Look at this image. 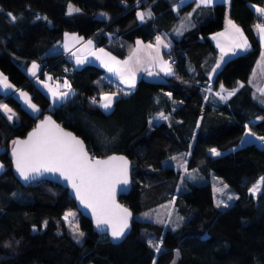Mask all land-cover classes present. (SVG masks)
<instances>
[{
    "label": "trees",
    "instance_id": "16d2710c",
    "mask_svg": "<svg viewBox=\"0 0 264 264\" xmlns=\"http://www.w3.org/2000/svg\"><path fill=\"white\" fill-rule=\"evenodd\" d=\"M263 2L229 3L230 18L241 26L251 47L220 65L212 89L238 64H253L259 57L261 46L253 29L257 15L251 4ZM70 4L79 11L69 14ZM148 6L154 17L140 21L137 12ZM226 9L225 3H216L210 17L180 37L168 38L169 49L163 54L170 59L173 74L164 75L165 83H148L141 76L131 92L120 94L112 108L103 111L97 100L115 89L107 72L86 64L66 73L64 67L72 64L53 48L65 33L76 32L123 58L137 38L154 40L176 24L178 16L168 2L0 0V70L41 108L31 114L12 94L0 92V100L17 116L11 121L0 110V264H115L112 241L98 234L88 218L79 215L81 243L69 232L63 214L75 208V202L66 188L48 180L25 183L12 168L11 142L47 114L81 137L93 156L123 153L129 158L132 186L120 200L133 217L125 236L144 250L129 264H264V184L256 196L249 192L264 175V147L254 141L238 146L246 129L264 137V103L253 99L248 83L226 102L207 92L218 58L208 35L223 27ZM33 59L53 76H66L74 92L52 103L25 70ZM157 112L168 113L169 120L152 122ZM211 147L224 152L214 156ZM188 151L187 168H198L208 177L216 174L235 191L227 207L214 204L210 181L184 179L177 188L180 170L164 162ZM172 199L181 217L174 227L136 216Z\"/></svg>",
    "mask_w": 264,
    "mask_h": 264
},
{
    "label": "snow or ice",
    "instance_id": "6c2138e0",
    "mask_svg": "<svg viewBox=\"0 0 264 264\" xmlns=\"http://www.w3.org/2000/svg\"><path fill=\"white\" fill-rule=\"evenodd\" d=\"M213 0H200L202 5H210ZM73 11H79V9H73L70 7L69 14ZM255 11L264 16V8L256 7ZM137 17L140 21H144L145 17H152L151 10L147 12H137ZM8 16L14 21L16 19L12 13H8ZM37 19H40L38 16ZM229 32L232 37L231 44L227 46V50L224 45L218 44L221 50L220 61L224 60V57L232 52L235 54L234 49L246 50L250 45L243 31L234 24L231 20H228ZM260 40L264 43V23L256 24ZM218 35H224L220 33ZM215 39V37H213ZM155 52L156 55L151 57L155 61L160 70L165 75L173 74V70L168 61H165L160 56V46L168 48L169 44L165 43L161 36H156ZM137 47L132 50L128 60L123 62L116 61L114 57L111 60L117 65L113 67L110 63L104 62V66L109 72H116L120 77V82L128 85L129 88L135 87V71L132 68V62L136 64L142 63L139 52L142 50V42L137 41ZM92 41H88V45H91ZM67 48V45H65ZM152 44L143 45V48L152 49ZM103 52V49L100 50ZM99 58V57H97ZM220 61L217 62L216 68L220 67ZM83 61L77 59V63ZM103 62V61H102ZM216 68L212 71L215 72ZM39 66L33 62L31 68L28 70L32 76H36ZM149 75H152L149 72ZM48 79H51L49 77ZM64 87L71 88V86L65 81ZM242 86V85H241ZM0 87L3 89H11L13 86L8 82V77L0 73ZM47 87V85H46ZM52 91V95L56 99H62L69 95V92H61L59 95L56 91ZM238 90V89H237ZM221 91L226 92V95H220L221 100H227L231 96L235 95V91H227L221 86ZM128 93H125L127 95ZM264 94V90H262ZM115 93H105L101 96V106L104 109H109L112 106ZM171 94H169L170 96ZM19 96L24 99L25 103L32 108L34 112H38L39 109L35 104L31 103V99L27 93L20 92ZM264 103V100L261 101ZM0 110H3L8 115V119L12 120L14 113L5 104H0ZM160 119H168L164 113H160ZM260 139L264 140V137ZM15 146L13 148L12 155L15 158L16 170L19 175L25 180H29L34 174H39L41 171L45 172H58L65 180H67L71 187L75 190L76 197L85 206V208L91 209L92 215L96 220L97 227L101 225H108L111 229V235L114 239H119L125 234V230L129 227V219L132 213L124 207L116 204L115 193L116 186L118 184H128V161L124 157L112 156L107 160L92 159L89 157L88 152L85 150L84 144L81 140L77 139L71 133L64 132L58 125L51 120L50 117H46L40 125L37 126L33 132L29 133L27 140H15L12 142ZM211 154L214 156L221 155L217 149H210ZM183 166V165H181ZM3 166L0 165V168ZM264 184V177L249 189L250 193L255 195L261 190V185ZM226 188L227 185H224ZM217 192H223V188H217ZM229 200L233 199L232 196L228 197ZM222 201H217L219 206ZM225 207L227 205L225 204ZM73 214L71 212L66 213L64 219L67 221ZM47 222H45L46 225ZM73 232L78 234L79 237L84 235L79 231L78 227L73 228ZM150 247H155L156 251H160V246L153 245L149 241ZM155 264V261H154ZM175 264V262H173Z\"/></svg>",
    "mask_w": 264,
    "mask_h": 264
},
{
    "label": "crops",
    "instance_id": "0c3cea01",
    "mask_svg": "<svg viewBox=\"0 0 264 264\" xmlns=\"http://www.w3.org/2000/svg\"><path fill=\"white\" fill-rule=\"evenodd\" d=\"M164 1L168 2L170 8L173 11V14L178 16V20L176 21V24L170 30H168L167 32H164L165 35H159L164 39L165 43H168V44H169L168 38L170 36L180 37L186 30L193 27L195 23L200 22L210 17L211 7L214 4L219 3V2H223L226 4L227 9L225 13L223 27L221 29H218L216 31L209 33L208 35L211 43L213 44V46L218 52V58H217L216 64L218 61H220V56H221V50H220V47H218V44L224 45L226 50H227V46L231 44L232 37L229 32V27L227 23L228 20H231L234 24H236L243 31L241 26L237 24L229 16L228 5L232 0H213V3L210 5H202L200 4V0H164ZM251 6L254 8V10L256 7L264 8V2L261 5L251 4ZM149 10H151V8L148 6L145 9H143L142 12H147ZM151 12L153 14L151 18H153L155 13L152 10ZM256 15H257V18L253 24V29H254L255 35L257 36L260 42V46H261L259 57L253 64H246V63L238 64L229 75H227L225 78L221 80L219 86L216 89L212 90V93L215 96V98L221 102H226L229 99V98L227 100L220 99V95L227 94L226 92L221 91V86H223V88L226 89L227 91H233V90L237 91V89L244 83H248L252 87L251 94L254 100L259 102V101H262L264 98V94H262V90H264V43L261 42L258 30L255 27L256 24L258 23H264V16L258 14L257 12H256ZM146 19H149V17L146 16L145 20ZM220 33H224V35L222 36L218 35ZM244 36L246 37L248 44L251 47L250 40L248 39L245 33H244ZM213 37H215V39ZM88 41H92V44L88 45ZM137 41L142 42V50L139 52V56L141 57L142 63L136 64L134 61L132 62L131 66L133 70L135 71V84H136V81L142 76V74L145 71L149 69H156L157 71L158 70L161 71L158 64L151 59V57H154L156 55V52H155L156 39L150 40V41H144L140 38H137L135 40L132 50L137 47V43H136ZM148 44H152L154 47L152 49L143 48V45H148ZM65 45H67V48L65 47ZM250 47H248L246 50L234 49L235 54H232V52H229V54L224 57V60L220 61V65L224 63L230 57H233L234 55L241 54V53L248 51ZM101 49H103V52L100 51ZM168 49L169 47L164 48L163 45H161L160 46V56L162 57L163 60L168 61V63L172 67L170 59L165 57L163 54V52L167 51ZM53 50L54 52H57L58 50L59 51L72 50V54H73L72 69H79L86 64H93V65H96L104 69L107 72L108 79L114 84L115 89L107 90L101 93L99 99L97 100L98 106L103 111H109L113 106V103H112L111 108L109 109H104L101 106L100 98L103 94L115 93L116 94L114 97V100H115L120 94L129 93L133 89V88H129L128 85L121 83L120 77L117 75V73L109 72L108 69L104 66V62H107V63H110L113 67H117V65H115V63L111 60V58L114 57L116 61L123 62L125 60H128L129 56L132 53V50L127 56L123 58H119L113 53H111L110 51H108L106 48L102 46H97L95 43V40L92 37H83L76 32L65 33L60 44L55 46ZM77 59H80L83 62L77 63ZM33 62H35L39 66V70L37 71L36 76H32L31 73L28 71L31 68ZM216 64L214 68L216 67ZM25 70L28 73V75L31 77V79L34 81V83L48 96V98L50 99L52 103H60L64 101L65 99H67L74 92V89L72 88L66 76L64 75L53 76L46 68L42 67V63L38 59L31 60L26 65ZM0 73H3V72L0 70ZM3 75L6 76L4 73ZM49 77H51V79H48ZM212 78L213 77L210 75V80ZM65 81H67V83L71 86L70 89L63 86ZM8 82L13 87L7 90L0 87V92L4 95L12 94L13 96H17L19 99H21V97L19 96V93L23 92L22 91L23 88L15 86L9 79H8ZM49 89L56 91L58 95L61 92H69V95L62 99H56L53 97L52 91H50ZM217 93H219L220 95H217ZM19 101L22 102L21 100ZM0 104H6V102L0 100ZM1 111L3 112V110ZM153 116H156V114H154ZM13 120H16V117ZM161 121L167 122L166 120L159 119V120H155V123H159ZM245 134L247 135L246 137H245ZM259 137L261 138L262 136L256 135L253 132H251L249 129H246L243 136L240 139L238 146L245 144L247 142H252V141L259 143V140H257V138ZM0 165H2L1 162H0ZM1 169L2 168H0V170Z\"/></svg>",
    "mask_w": 264,
    "mask_h": 264
},
{
    "label": "rangeland",
    "instance_id": "374dc122",
    "mask_svg": "<svg viewBox=\"0 0 264 264\" xmlns=\"http://www.w3.org/2000/svg\"><path fill=\"white\" fill-rule=\"evenodd\" d=\"M73 8V9H77L75 5L70 4L69 5V9ZM68 9V12H69ZM216 68V67H215ZM218 70V68H216V71ZM159 71V70H158ZM215 71V72H216ZM160 73H162L163 75H165L164 72L159 71ZM215 72H211V76L213 77ZM166 76V75H165ZM212 80V79H211ZM211 80H210V87H208L207 92H212V88H211ZM23 92L27 93L28 97L29 93L23 89ZM16 98H18L17 96H14ZM19 99V98H18ZM31 99V98H30ZM21 100V104L22 106L29 111L31 114H37L40 111V106L38 104H36L33 100V102L31 101L32 104H35L37 106V108L39 109L38 112H34L32 110L31 107H29V105L27 103H25L24 99L21 98L19 99ZM5 105L8 106V108H10L12 110V113H14V116L12 118L11 121H13V119L16 116V112L6 103ZM4 112V111H3ZM160 113H164V112H157L156 116L152 117V121L155 122V120H159V116ZM4 114H6L4 112ZM11 113L6 114V116L8 117V115H10ZM165 116L168 117V119H166V121L169 120V114L168 113H164ZM164 120V119H163ZM249 133V132H247ZM247 135L245 134V137ZM257 140L262 141V139L257 138ZM215 148V147H211L210 149ZM209 149V152L211 153ZM217 149V148H215ZM218 152L223 153L224 151L217 149ZM190 155V151L188 152H183L175 157H173L170 160H167L166 162H164L165 165H172L173 167H175L176 169H179L180 171V182L177 188H181L183 186V180L184 179H188L192 182L195 183H203V182H207L210 181L212 182V192H213V198H214V204L217 206V201H222V203L217 206L219 208H225V204L229 205L236 197V193L235 191L230 188V187H224V183L221 182V178L216 175V174H211L209 177L206 176L205 174H203L198 168H187L186 166V161L188 156ZM183 165V166H181ZM261 177H264L261 176ZM260 177V178H261ZM260 178L253 183V185H255ZM253 185L250 187V189L253 187ZM217 188H223V192H217L216 189ZM257 193L254 195L256 196ZM232 196L233 199L229 200L228 197ZM71 212L73 215L71 217H69V219L65 222L67 223L68 226V230L69 232H71V234L73 235L74 239L76 240V242L81 243L83 236L79 237L78 234L73 232V228L74 227H78L79 231L82 232L81 228L79 227V212L76 208H70L67 209L64 214L63 217L65 216L66 213ZM136 216L140 219H148L153 221L154 223H158L163 225L164 227H174L176 224H178V222L180 221V215L176 212L174 205H173V199L170 201H166L160 205H158L157 207L149 210V211H145L143 213H138L136 214ZM109 248L111 250V259L113 260V262L115 264H129L132 260L138 258L141 254L144 253V250L139 247L135 242H133L131 239H129V237L124 236L121 240L117 241V242H112L109 245Z\"/></svg>",
    "mask_w": 264,
    "mask_h": 264
},
{
    "label": "water",
    "instance_id": "95a60500",
    "mask_svg": "<svg viewBox=\"0 0 264 264\" xmlns=\"http://www.w3.org/2000/svg\"><path fill=\"white\" fill-rule=\"evenodd\" d=\"M149 72L152 73V75H149ZM142 79L148 83H152V84H157V85H160V84H163L167 81L166 77L160 73L159 71H157L156 69H149L147 71H145L143 74H142ZM46 117H50L51 120L55 123V125H58L60 129H62L64 132H68V133H71L73 136H75L77 139L81 140L84 144V147H85V150L88 152L89 154V157L92 158V159H98V160H107L109 157H112V156H117V157H124L127 159L128 161V178H129V183L124 185V184H118L116 186V193H115V202L116 204L120 205L121 207H124V208H127L131 213H132V216L131 218L129 219V227H130V222L132 220V217H133V212L132 210L127 207L126 205H124L121 200H120V197L122 195H125L129 192L131 186H132V176H131V171H132V164L129 160V158L123 154V153H114V154H111L110 156L106 157V158H99V157H95L93 156L88 147L86 146L85 142L83 141V139H81V137H79L78 135H76L74 132H72L71 130L65 128L64 126H62L61 124H59L51 115L47 114V115H44L42 118L38 119L36 121V123L34 124V126L25 134V136L23 137H20V138H16L14 139L13 141L15 140H27L28 139V136H29V133L33 132V130H35L37 128L38 125L41 124L42 121L45 120ZM12 141V142H13ZM11 142V146H10V157H11V162H12V168L15 172V174L25 183H32V182H37V181H41V180H48V181H52V182H55L59 185H61L62 187L66 188L69 195L72 197V199L74 200L75 202V208L78 210L79 214L88 218L90 221H91V224H92V227L93 229L98 233V234H103V235H106L109 237V239L112 241V242H117L119 240H121L125 235L126 233L128 232V229L129 227L125 230V234L119 238V239H114L111 235V229L108 225H101L100 227H97L96 225V220L94 218V216L92 215V211L91 209H88V208H85V206L80 202V200L76 197V194H75V190L71 187V184L65 180L58 172H45V171H41V173L39 174H34L33 177L27 181H25L20 175L19 173L17 172L16 170V165H15V158L13 157L12 155V152H13V148L15 147L13 145V143Z\"/></svg>",
    "mask_w": 264,
    "mask_h": 264
},
{
    "label": "built area",
    "instance_id": "2783aa9c",
    "mask_svg": "<svg viewBox=\"0 0 264 264\" xmlns=\"http://www.w3.org/2000/svg\"><path fill=\"white\" fill-rule=\"evenodd\" d=\"M62 58H64L67 62L71 63L72 64V61H73V54H72V50H63L62 51ZM72 69V66L71 65H67L64 67V71L66 73H68L70 70ZM208 87H210V83H208ZM257 145L259 147H264V140L262 141H259V143H257Z\"/></svg>",
    "mask_w": 264,
    "mask_h": 264
}]
</instances>
